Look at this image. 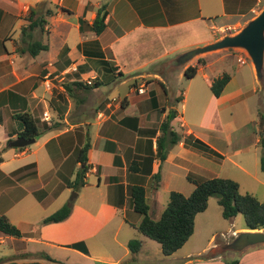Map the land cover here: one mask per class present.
<instances>
[{"label":"crops","instance_id":"1","mask_svg":"<svg viewBox=\"0 0 264 264\" xmlns=\"http://www.w3.org/2000/svg\"><path fill=\"white\" fill-rule=\"evenodd\" d=\"M103 3L106 30L100 35L81 30L82 21L93 24ZM255 5L251 0H0V215L24 235L0 233V264H227L221 253L209 257L208 247L164 256L160 244L138 230L143 216L134 210L131 189L143 186L148 203L151 190L174 192L165 187L178 169L189 172L193 167L188 158L193 148L224 157L196 137L178 111L177 104L186 108L190 85L177 89L174 81L186 78L190 66H197L198 73L188 81L201 75L209 88L225 74L231 78L220 97L212 94L213 107L204 110L203 120L210 110L218 117L224 110H241L245 123L235 128L228 121L219 133L227 141L228 131L246 130L237 138L261 148L264 62L259 75L246 50L228 48L206 58L199 54L178 67L180 57L218 42L213 31L245 17ZM40 18L42 27L25 31ZM35 42L48 49L32 56ZM95 80L112 82L109 87L117 91L112 100L98 88L77 85ZM87 110H93L90 116ZM170 110L177 112L171 130L181 141L161 161V126ZM22 112L49 128L32 144L36 148L9 147L23 129L17 117ZM207 126L215 129L213 123ZM88 141V161L82 164L80 151ZM30 165L35 168L27 169ZM86 166L84 194L69 184ZM157 174L159 187L154 189ZM70 191L77 194L67 199ZM153 202L158 204V199ZM67 203L72 206L68 219L42 225ZM244 231L253 230L241 227L232 237ZM132 240L142 242L136 254L129 249ZM79 243L87 253L72 247ZM237 259L239 264H264V245L245 249Z\"/></svg>","mask_w":264,"mask_h":264},{"label":"rangeland","instance_id":"2","mask_svg":"<svg viewBox=\"0 0 264 264\" xmlns=\"http://www.w3.org/2000/svg\"><path fill=\"white\" fill-rule=\"evenodd\" d=\"M263 9L264 1L259 5L256 4L253 11L245 17L239 18L238 21H236L237 19H234L233 21H236L234 22L235 24L233 23L230 26L226 25L222 28L215 29L213 33L215 39H217L216 41L222 40L227 36L238 34L251 20L256 18ZM220 52L223 51L209 54L204 53L201 54V56L199 55V58H206L209 55L218 54ZM197 59L198 58L196 57L193 61H196ZM191 62L189 64H191ZM94 83L95 81H92L91 85H87L92 86ZM111 83L112 82H110L109 85ZM109 85L105 84L98 88V93H104L105 97L112 100L117 91L114 86L109 87ZM174 85L177 89H184L190 85L185 104L186 108L183 109L182 104H177L178 111L180 114H183L189 127L194 131V135L204 142L206 141L207 143L214 145L218 151L224 154V157L221 158L220 155H212L211 153L210 155L208 152L193 148V154L188 157L189 160L193 162V167L188 170L189 172L178 169L176 177L172 179L165 188L168 190L173 189L176 192L184 193L185 196H189L195 189V184L190 181L191 179L189 177L196 180L225 178L238 183L241 194L254 195L260 202L264 203V171L261 168L262 149H258L256 145L237 138L240 134L243 135L246 130L234 134H232V131H228L227 133L229 135H227L229 139H227V141L223 138L224 134L221 135L218 131L220 126L228 121L231 122L235 128L244 124L246 121L244 113L241 110H224L218 117L214 110H210V114L205 116L204 121L203 112L207 107L212 108L213 103L211 102L212 92L202 76L199 75L190 82L187 78L178 79L177 77L174 81ZM82 92H84V90H82ZM121 93L124 94V91H121ZM82 96L80 95L78 99L80 97L82 98ZM89 103H91V101ZM87 112V115L90 116L93 110H87ZM36 119L40 122L38 118ZM219 119L221 122H219ZM92 121H94V119L91 120V122ZM208 123H213L215 129L207 128ZM174 125L177 129L181 130L179 126L180 123H175ZM39 127L41 131H44L46 128V126L41 123ZM259 129L261 135H264V124L260 126ZM29 147L36 148L35 145H30ZM11 150H15L11 152H16V149ZM78 190L86 194L88 189L81 187ZM163 192L164 191H160L158 194L157 192H152V190L151 192L149 191L148 204L151 207L150 216H152L153 219L159 220L162 217V214L166 210V208H163V204L167 207V203L170 201L169 192ZM67 194V199H70L77 193L75 191H70V193ZM154 199H158V204H153ZM221 211L222 208L218 204V197H212L209 200L207 210L197 215L194 234L184 245L182 250H185L186 248L200 249L208 247V249L211 250L209 257L214 256L216 253H221L226 258V261L237 259V256H239V253L241 252L234 251L228 246L235 242L239 236L235 235L232 237V232L241 227L246 228L245 218L243 215H238L232 220H226L223 218ZM10 215L13 217L12 213ZM231 221H234L233 224H231ZM216 246L217 249H214Z\"/></svg>","mask_w":264,"mask_h":264},{"label":"trees","instance_id":"3","mask_svg":"<svg viewBox=\"0 0 264 264\" xmlns=\"http://www.w3.org/2000/svg\"><path fill=\"white\" fill-rule=\"evenodd\" d=\"M50 15L52 12H48ZM107 5L102 4L97 10V17L92 25H87L86 22H81V30L85 28L90 29L96 34H102L107 28ZM38 21H32L25 31H32L37 27H42L44 22L43 18ZM48 46L43 45L41 42H35L31 45L30 54L32 56L38 55L40 51L47 50ZM105 63V62H104ZM198 73L197 66H190L185 71V77L187 79H193ZM230 76L225 74L220 78L215 79L211 84V92L214 97L218 98L223 93L226 85L230 81ZM107 84L108 81L95 80V83L90 86L87 84L79 83L84 90L97 89ZM18 119L23 125L22 131L19 133L20 137L36 140L39 139L43 132L39 127V121L29 112H22L17 115ZM177 117L175 110H170L162 123V131L164 132V138L158 145L159 157L161 161H165L169 147L177 145L181 141V136L175 131L171 130V122ZM261 124H264V116L262 117ZM45 130L49 129L45 125ZM260 146L262 148L261 155V168L264 171V135H261ZM196 145H201L208 149L199 140L195 141ZM89 141L83 146L80 151V162L82 164L87 163V154L90 149ZM214 152V151H212ZM215 153V152H214ZM0 152V161H3ZM216 155H219L216 153ZM35 168V165H30L27 169ZM87 172V166L82 168L78 173L74 182L70 183V188L78 190L84 187L85 173ZM35 174V172H34ZM190 181L195 184V189L189 196H185L180 192H172L170 194V201L166 210L162 214L159 220H154L150 216V207L147 203L146 190L143 186H134L131 189V199L134 210L143 216V220L138 226V230L141 234L150 240H153L160 244L162 253L164 256H171L189 241L195 231V220L198 214L207 210L209 200L212 197H218V204L222 208V216L226 220H232L238 215H243L246 222V228L249 230H264V203L260 202L254 195L241 194L239 184L231 179L225 178H212L196 180L189 177ZM154 189L159 187L160 174L154 176ZM72 212L71 204H67L60 208L58 211L47 217L42 225L51 223H60L69 218ZM0 233L14 237L23 238L24 235L21 230L10 222L7 216L0 215ZM75 249L87 253V249L83 243L75 244L72 246ZM142 248V242L140 240H132L129 242V249L132 253H138ZM43 259L48 260L51 263L55 261L46 254H41ZM2 260L0 259V263ZM8 264H44L40 262L32 263H17L10 262ZM227 264H239V259L227 261Z\"/></svg>","mask_w":264,"mask_h":264},{"label":"water","instance_id":"4","mask_svg":"<svg viewBox=\"0 0 264 264\" xmlns=\"http://www.w3.org/2000/svg\"><path fill=\"white\" fill-rule=\"evenodd\" d=\"M228 48H242L247 51L251 60L255 64L259 75L262 72L264 62V9L253 20H251L238 34L227 36L222 40L206 46L192 50L178 59L179 65H185L193 57L211 51H217ZM36 142V139H27L19 137L9 143L10 148H25ZM264 245V231L253 230L252 232L240 233L237 240L228 247L234 251L242 252L245 249Z\"/></svg>","mask_w":264,"mask_h":264},{"label":"built area","instance_id":"5","mask_svg":"<svg viewBox=\"0 0 264 264\" xmlns=\"http://www.w3.org/2000/svg\"><path fill=\"white\" fill-rule=\"evenodd\" d=\"M251 1H254L256 2L257 5L261 4L264 0H251ZM239 62L242 63V64H245L246 63V60L245 58H240L239 59ZM139 92H142V90H139Z\"/></svg>","mask_w":264,"mask_h":264}]
</instances>
